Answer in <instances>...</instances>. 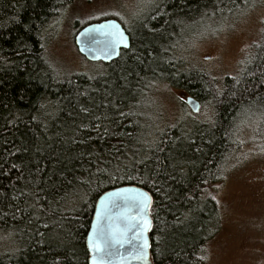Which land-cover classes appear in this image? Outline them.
Wrapping results in <instances>:
<instances>
[{"label": "trees", "instance_id": "trees-1", "mask_svg": "<svg viewBox=\"0 0 264 264\" xmlns=\"http://www.w3.org/2000/svg\"><path fill=\"white\" fill-rule=\"evenodd\" d=\"M69 1L0 0V264H89L96 201L123 185L153 197L154 264H203L221 225L213 193L241 127L264 121V30L221 86L186 69L180 33L204 12L252 0H152L136 30L125 28L131 48L96 73L63 72L45 51V28ZM106 19L122 23L115 14L98 20ZM155 83L207 91L212 119L188 135L180 125L161 130L146 145L145 98Z\"/></svg>", "mask_w": 264, "mask_h": 264}, {"label": "rangeland", "instance_id": "rangeland-1", "mask_svg": "<svg viewBox=\"0 0 264 264\" xmlns=\"http://www.w3.org/2000/svg\"><path fill=\"white\" fill-rule=\"evenodd\" d=\"M151 4L152 0H70L43 34L50 62L63 72L96 73L101 64L88 62L78 52L74 37L81 28L74 26L115 14L131 32ZM202 14L185 24L180 33L182 57L188 71H204L221 86L224 79L239 74L263 38L264 0H252L240 10L218 13L213 9ZM99 21L102 20L96 22ZM206 94L202 90L200 95H194L202 105L198 113H192L183 102L191 94L166 83H155L145 98L146 125L141 137L156 142L161 130L175 125L183 127L185 135L196 126L203 128L213 115ZM249 120L241 127V146L227 161L224 177L213 193L221 225L207 244L203 264H264V121L260 117ZM149 143L146 141V145Z\"/></svg>", "mask_w": 264, "mask_h": 264}, {"label": "water", "instance_id": "water-1", "mask_svg": "<svg viewBox=\"0 0 264 264\" xmlns=\"http://www.w3.org/2000/svg\"><path fill=\"white\" fill-rule=\"evenodd\" d=\"M100 25L118 26L126 38L124 43L116 47L114 51L109 50L107 55L103 51L106 38L95 31ZM93 37H95V42H93ZM75 44L78 52L88 62L110 64L120 57L123 49H130L131 40L127 30L118 20L106 19L82 28L75 36ZM186 104L194 113H197L200 109L199 102L193 97H187ZM141 192L146 193L148 196V207L146 208L130 204L124 199L125 196ZM152 204L153 197L151 193L137 185H123L101 194L96 201L90 229L86 237L89 264H100L99 258L96 257L89 246V239L98 227L103 228L109 235L115 234L117 239L122 241V243L113 242V254L105 257L104 264H154L151 256L150 239L153 227ZM144 219L148 221L147 227H144ZM145 243L144 255L138 256L136 254L138 246Z\"/></svg>", "mask_w": 264, "mask_h": 264}, {"label": "snow or ice", "instance_id": "snow-or-ice-1", "mask_svg": "<svg viewBox=\"0 0 264 264\" xmlns=\"http://www.w3.org/2000/svg\"><path fill=\"white\" fill-rule=\"evenodd\" d=\"M98 31L99 34L106 38L104 42L103 51L107 55L109 50L114 51L116 47L120 44L124 43L126 38L123 33L119 30L118 26L112 25H100L95 30ZM93 42H95V37H93ZM125 46H127L125 44ZM127 191V190H125ZM130 204H136L143 207H148V196L146 193H136L133 195L125 196ZM144 227H147L148 221L147 219L143 220ZM122 243L119 239H117L115 234L109 235L103 228L98 227L97 230L93 233L92 237L89 239L90 249L96 254V257L99 258L100 264H104V259L106 256L112 255V246L113 242ZM146 247V243L139 245L136 254L138 256L144 255V249Z\"/></svg>", "mask_w": 264, "mask_h": 264}, {"label": "bare ground", "instance_id": "bare-ground-1", "mask_svg": "<svg viewBox=\"0 0 264 264\" xmlns=\"http://www.w3.org/2000/svg\"><path fill=\"white\" fill-rule=\"evenodd\" d=\"M102 21H103V20H102ZM99 22H101V21H99ZM94 23H98V22H94ZM90 24H92V23H90ZM90 24H88V25H90ZM88 25H85V26H88ZM85 26H84V27H85ZM84 27H82V28H84ZM82 28H81V29H82ZM81 29H80V30H81ZM80 30H79V31H80ZM79 31H78V32H79ZM78 32H77V33H78ZM77 33H76V35H77ZM76 35H75V36H76ZM128 35H129V34H128ZM129 36H130V35H129ZM130 40H131V38H130ZM74 43H75V37H74ZM75 45H76V44H75ZM130 48H131V47H130ZM123 50H125V49H123ZM123 50H122V51H123ZM128 50H129V49H128ZM122 51H121V52H122ZM120 55H121V54H120ZM104 64H105V63H104ZM199 104H200V103H199ZM200 107H201V104H200ZM190 110H191V109H190ZM191 111H192V110H191ZM199 111H200V109H199ZM199 111H198V112H199ZM198 112H197V113H198ZM192 113H194V112L192 111ZM94 210H95V209H94Z\"/></svg>", "mask_w": 264, "mask_h": 264}, {"label": "flooded vegetation", "instance_id": "flooded-vegetation-1", "mask_svg": "<svg viewBox=\"0 0 264 264\" xmlns=\"http://www.w3.org/2000/svg\"><path fill=\"white\" fill-rule=\"evenodd\" d=\"M122 24V23H121ZM179 90H181V89H179ZM191 94V93H190ZM187 97H193L194 99H196L200 104H201V102H200V100L196 97V96H194L193 94H191V95H189V96H187ZM186 97V98H187ZM186 98H185V100H183V102H184V105H187L186 104ZM202 105V104H201ZM188 106V105H187Z\"/></svg>", "mask_w": 264, "mask_h": 264}]
</instances>
